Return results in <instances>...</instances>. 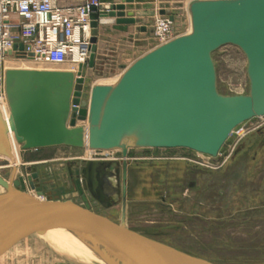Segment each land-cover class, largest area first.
<instances>
[{
	"label": "water",
	"instance_id": "obj_1",
	"mask_svg": "<svg viewBox=\"0 0 264 264\" xmlns=\"http://www.w3.org/2000/svg\"><path fill=\"white\" fill-rule=\"evenodd\" d=\"M188 11L190 32L138 57L115 84L94 85L81 108L83 65L77 73L7 68L10 118L5 120L0 110V155L15 161L10 131L23 150L59 146L120 150L124 194L132 148H188L217 157L236 129L264 117V0H191ZM92 18L94 28L135 22L127 16L125 4L113 6L99 22L97 14ZM96 43L93 36L90 68ZM226 45L240 48L246 56L250 82L246 94H223L218 89L213 54ZM79 121H87V127ZM118 164L88 160L76 171L104 207L120 201V169L112 168ZM75 183L83 204L39 200L26 191L23 177L15 180L14 189L12 181L0 176L6 189L0 195V256L34 233L68 228L79 231L108 264H217L92 212L81 180ZM35 189L43 195L40 187Z\"/></svg>",
	"mask_w": 264,
	"mask_h": 264
},
{
	"label": "rangeland",
	"instance_id": "obj_2",
	"mask_svg": "<svg viewBox=\"0 0 264 264\" xmlns=\"http://www.w3.org/2000/svg\"><path fill=\"white\" fill-rule=\"evenodd\" d=\"M190 1L144 0L135 4L136 42L129 52L131 59L121 67L119 77L105 72L103 67L96 70L95 66H85L82 99L89 101L96 84H115L133 61L155 47L152 7L155 12L158 6L172 11L177 33L190 32ZM133 26L124 27L126 35ZM213 57L219 91L230 95L248 93L247 59L240 48L226 45L215 51ZM6 66L53 68L18 60H9ZM242 127L246 134H233L212 162L220 165L216 169L196 163L201 160L200 155L188 148L130 149L128 197L126 189L123 202L111 207H104L95 199L84 186V176L76 174L87 161L84 149L59 146L23 150L10 131L18 166L0 155V175L7 180L23 177L26 191L37 194L29 183V177L36 174L33 182L42 189L43 200L72 199L83 204L75 183L80 179L90 208L98 215L217 264H264V117L254 118ZM107 156L118 158L119 164L112 168H123L120 150H112ZM0 264L84 263L61 255L48 240L34 233L1 255Z\"/></svg>",
	"mask_w": 264,
	"mask_h": 264
},
{
	"label": "built area",
	"instance_id": "obj_3",
	"mask_svg": "<svg viewBox=\"0 0 264 264\" xmlns=\"http://www.w3.org/2000/svg\"><path fill=\"white\" fill-rule=\"evenodd\" d=\"M115 5L104 0H0V110L7 120L10 107L5 89V63L8 60L26 61L51 65L53 70L77 73L80 66L88 65L92 53V24L95 21L92 15L97 14L96 21L99 22L103 14L109 13ZM162 10L158 8L155 14V47L182 34L175 31L172 11L164 9L166 13H161ZM80 98L79 108L85 101ZM79 123L87 127V121ZM241 131H244L242 126L234 134L242 137ZM84 150L88 155L87 161L115 158L107 156L112 150H96L87 146ZM197 154L201 160L196 163L213 169L220 167L212 163L218 156Z\"/></svg>",
	"mask_w": 264,
	"mask_h": 264
},
{
	"label": "crops",
	"instance_id": "obj_4",
	"mask_svg": "<svg viewBox=\"0 0 264 264\" xmlns=\"http://www.w3.org/2000/svg\"><path fill=\"white\" fill-rule=\"evenodd\" d=\"M141 1L144 0H132V1L104 0V2L111 4H125L127 16H129L130 18H134L135 20L137 17L136 14L137 11L136 8H134V5L135 4L140 5ZM152 1L153 0H150V2ZM158 7L162 8V6H158ZM164 9L165 8H163V10ZM151 13L152 15L156 14L154 7L151 8ZM133 25H135L134 22L99 24L98 27L93 29V36H96L97 38V43H96L97 49H96V56L94 62V66L96 70H99L100 68L103 67L105 69V72L109 71L114 75L115 74L117 75L119 74V72H121V67L131 59L130 58L131 54L129 52L133 49V46L135 45L136 42V38L133 36L134 33H136V31H134L136 27ZM126 26H133V30L132 31L129 30L127 35L125 33L126 31L123 30L124 27ZM149 50L145 52H148ZM6 63L4 66L5 68H15V67L6 66ZM87 67L88 69H91L89 67V62ZM117 76L119 77V75ZM127 184H128V179H127ZM219 207L220 206L217 205V208ZM136 231L141 232L140 230H136Z\"/></svg>",
	"mask_w": 264,
	"mask_h": 264
},
{
	"label": "bare ground",
	"instance_id": "obj_5",
	"mask_svg": "<svg viewBox=\"0 0 264 264\" xmlns=\"http://www.w3.org/2000/svg\"><path fill=\"white\" fill-rule=\"evenodd\" d=\"M28 69H31V68H28ZM49 69H52V68H49ZM244 134H245V131H241V135H244ZM11 145H12V151H14L13 141H11ZM107 160L117 161L118 159L110 158ZM14 163H16L15 166H18V160L16 158H15V161L12 160V165ZM13 172H14V169H13ZM11 181H12V185L14 188L15 179L8 180V182H11ZM5 192H6V189L2 185H0V195ZM28 193L38 198L39 200H43L41 196H38V194H35L34 191H31ZM37 235H41L46 240H48L50 245H52V247L55 250L59 251L61 255L67 256L77 262L84 263V264H108V262L97 253V251L94 249V247L90 244L89 241L87 242L84 241L82 234L79 231H76V230L74 231L68 228H53V229L46 230L44 232H37Z\"/></svg>",
	"mask_w": 264,
	"mask_h": 264
},
{
	"label": "flooded vegetation",
	"instance_id": "obj_6",
	"mask_svg": "<svg viewBox=\"0 0 264 264\" xmlns=\"http://www.w3.org/2000/svg\"><path fill=\"white\" fill-rule=\"evenodd\" d=\"M122 169L123 168L120 169L121 185H120V188H119V191H120V201L121 202H123V199H124V189H123L124 188V182H123V170ZM34 179H37V176L36 177L35 176L34 177H29V183H33L34 184V182H33ZM34 187L36 188L35 184H34ZM126 189H127L126 196L128 197V187Z\"/></svg>",
	"mask_w": 264,
	"mask_h": 264
}]
</instances>
